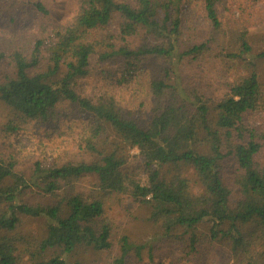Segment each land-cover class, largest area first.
Returning a JSON list of instances; mask_svg holds the SVG:
<instances>
[{
    "label": "trees",
    "instance_id": "16d2710c",
    "mask_svg": "<svg viewBox=\"0 0 264 264\" xmlns=\"http://www.w3.org/2000/svg\"><path fill=\"white\" fill-rule=\"evenodd\" d=\"M183 1L81 0L75 21L54 34L46 71H35L41 42L29 58L18 52L12 55L14 73L0 83V101L22 125L86 118L80 148L95 160L48 167L36 163L28 178L17 173L13 163L0 160V264H24L11 235L22 216L46 221V237L39 248L56 252L32 264H83L80 255L112 251L115 228L104 210L111 195L149 206L151 219L161 223L165 238L182 245L180 231L190 235L184 243L188 254L200 244L194 231L209 223L208 241L225 242L238 264H264V165L256 162L259 155L264 157V133L244 123L246 114L264 104L254 72L231 86L215 106L213 119L200 98L170 83L174 64L165 72L167 79L150 83L151 117L145 124L124 113L113 96L91 99L76 90L77 82L89 75L95 55L102 62L123 58L128 66L137 67L150 57L180 60L199 54L203 45L180 49ZM220 1L202 0L214 28L220 27L216 13ZM114 17L123 21L124 46L108 45L99 53V46L89 42L88 36L108 27ZM138 31L161 44L131 50L127 39ZM241 47V54L228 57L235 60L250 54L244 39ZM258 58L264 60V52ZM131 150L138 151L144 183L128 162ZM228 159L236 169L231 188L224 175ZM182 168L192 170L193 181L177 172L169 176L171 169L180 172ZM92 176L94 187L82 189L80 181ZM35 191L56 201L51 206L27 204L25 198ZM235 198L239 200L234 202ZM119 244L115 264H126L132 251L141 256L142 247L126 237Z\"/></svg>",
    "mask_w": 264,
    "mask_h": 264
},
{
    "label": "rangeland",
    "instance_id": "374dc122",
    "mask_svg": "<svg viewBox=\"0 0 264 264\" xmlns=\"http://www.w3.org/2000/svg\"><path fill=\"white\" fill-rule=\"evenodd\" d=\"M81 5V0H0V83L14 73L12 55L18 52L29 58L39 42L42 43L40 65L35 71H46L50 65L49 48L55 41L54 34L75 21ZM216 13L219 28H214L207 19L202 0L183 1L180 49L184 51L203 45L199 54L180 60L150 57L138 62L137 67L128 66L123 58L102 62L95 55L91 59L89 75L77 82V92L91 99L104 94L113 96L124 113L143 124L151 117L150 83L166 78L165 72L172 64L175 72L170 76V83L175 82L187 95L200 98L210 108L211 119L215 115V106L228 95L231 86L252 72L256 74L264 96V60L258 58L264 52V0H221L216 5ZM122 24V19L114 17L108 27L91 32L88 41L97 43L99 53L108 45L124 46L120 38ZM242 39L249 46L250 54L235 60L229 58L230 54L242 53ZM126 44L131 50H137L145 44L161 43L144 31H138L135 37L127 39ZM189 100L193 102V98ZM14 117V112L0 101V160L13 163L17 173L28 178L36 163L48 167L95 160L80 148V131L88 121L86 118L72 123L58 119L52 125L35 122L22 125ZM244 123L247 128L264 133V104L259 111L246 114ZM128 162L141 174L144 183L146 178L142 176L138 151L129 152ZM256 162L264 165L263 154ZM176 172L194 180L193 172L188 168H182L180 172L171 169L169 176L176 175ZM224 175L226 185L231 188L236 169L230 159L225 162ZM93 184V176L80 181L84 190L93 188ZM238 200L235 198L234 202ZM55 201L36 191L25 198L29 205L51 206ZM104 207L105 217L115 228L114 247L106 253L80 255L78 258L83 264H115L120 255L119 240L122 237L134 246L142 247L141 256L130 252L126 264H238L225 242L208 241L209 223H202L194 231L200 244L194 253L188 254L189 249L184 243L190 235H182L180 231L184 238L182 245L165 238L161 223L151 219L149 206L127 196L111 195ZM46 233L44 219L20 218L11 235L24 264L47 260L56 254L54 250L41 251L39 248Z\"/></svg>",
    "mask_w": 264,
    "mask_h": 264
}]
</instances>
